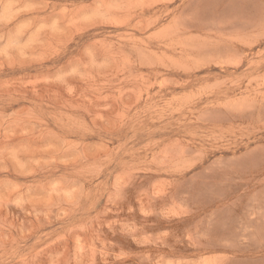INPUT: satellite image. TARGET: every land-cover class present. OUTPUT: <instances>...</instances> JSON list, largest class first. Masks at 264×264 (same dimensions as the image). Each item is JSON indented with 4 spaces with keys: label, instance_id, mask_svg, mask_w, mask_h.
<instances>
[{
    "label": "rangeland",
    "instance_id": "1",
    "mask_svg": "<svg viewBox=\"0 0 264 264\" xmlns=\"http://www.w3.org/2000/svg\"><path fill=\"white\" fill-rule=\"evenodd\" d=\"M0 264H264V0H0Z\"/></svg>",
    "mask_w": 264,
    "mask_h": 264
}]
</instances>
